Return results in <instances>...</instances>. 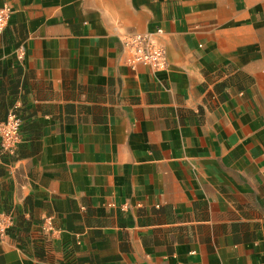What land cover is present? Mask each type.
Masks as SVG:
<instances>
[{
    "label": "crops",
    "instance_id": "obj_1",
    "mask_svg": "<svg viewBox=\"0 0 264 264\" xmlns=\"http://www.w3.org/2000/svg\"><path fill=\"white\" fill-rule=\"evenodd\" d=\"M3 4L0 264H264V0Z\"/></svg>",
    "mask_w": 264,
    "mask_h": 264
},
{
    "label": "built area",
    "instance_id": "obj_2",
    "mask_svg": "<svg viewBox=\"0 0 264 264\" xmlns=\"http://www.w3.org/2000/svg\"><path fill=\"white\" fill-rule=\"evenodd\" d=\"M13 14L9 4L0 6V31L5 30ZM163 32L157 29L155 33H133L124 38V48L128 64L135 68L139 65L149 66L155 72L168 68L165 47L159 42L157 35ZM23 56V53L19 56ZM23 117L17 110H12L7 118L0 121V146L3 154H14L22 141ZM48 219V218H47ZM11 213L0 214V236H5L13 225Z\"/></svg>",
    "mask_w": 264,
    "mask_h": 264
}]
</instances>
